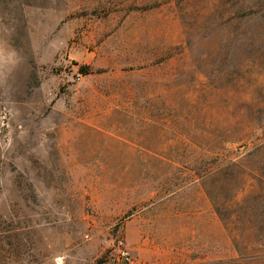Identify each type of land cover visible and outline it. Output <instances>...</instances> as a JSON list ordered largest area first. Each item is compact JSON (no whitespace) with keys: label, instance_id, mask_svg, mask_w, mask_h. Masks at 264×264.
Returning <instances> with one entry per match:
<instances>
[{"label":"rangeland","instance_id":"obj_1","mask_svg":"<svg viewBox=\"0 0 264 264\" xmlns=\"http://www.w3.org/2000/svg\"><path fill=\"white\" fill-rule=\"evenodd\" d=\"M264 264V0H0V264Z\"/></svg>","mask_w":264,"mask_h":264},{"label":"built area","instance_id":"obj_2","mask_svg":"<svg viewBox=\"0 0 264 264\" xmlns=\"http://www.w3.org/2000/svg\"><path fill=\"white\" fill-rule=\"evenodd\" d=\"M113 253L118 264H138V259L123 238L114 242Z\"/></svg>","mask_w":264,"mask_h":264}]
</instances>
